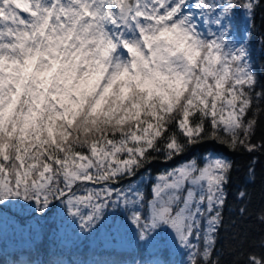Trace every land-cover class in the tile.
Instances as JSON below:
<instances>
[{
	"label": "snow or ice",
	"instance_id": "snow-or-ice-1",
	"mask_svg": "<svg viewBox=\"0 0 264 264\" xmlns=\"http://www.w3.org/2000/svg\"><path fill=\"white\" fill-rule=\"evenodd\" d=\"M261 7L0 0V228L53 214L77 237L131 248L138 258L126 264H264V203L250 209L246 185L236 212L261 226L260 250L236 230L221 242L235 224L224 217L235 162L211 152L178 160L208 141L264 153V137L254 141L264 82L250 52Z\"/></svg>",
	"mask_w": 264,
	"mask_h": 264
},
{
	"label": "trees",
	"instance_id": "trees-1",
	"mask_svg": "<svg viewBox=\"0 0 264 264\" xmlns=\"http://www.w3.org/2000/svg\"><path fill=\"white\" fill-rule=\"evenodd\" d=\"M238 26L243 29L245 21L239 18ZM264 33V7L257 8L255 13V27L252 29L250 52L254 69L264 82V48L260 45L259 37ZM264 137V128L258 129L254 141ZM206 152L214 154H222L235 162V167L231 174V180L227 186L228 197L227 205L224 209L225 224L228 225L230 220H234L232 225L225 232L221 229V242L226 236L231 237L234 230L241 234L247 233L249 244L259 251V239L261 235V226L249 217L247 220H242L237 212L236 207L239 201L236 199V191L242 186H247L251 197V208L259 207L264 203V153L256 152L253 154L230 152L226 147L215 141H208L198 144L183 157L178 160L189 158H199ZM252 156L257 157L256 163V178L252 182L246 175V169ZM177 163L173 160L167 164L156 161L150 167L153 173L162 169L169 168ZM20 227L26 226V234L23 236L20 232L15 235L8 231H0V264H11L13 260H28L39 261L41 264H57V262H68V264H105V262H117V264H126L127 261L138 258L136 252L131 248L123 246L116 248L108 244L102 239V235H96L85 239L77 237L71 229L65 231L58 227V220L53 214H50L46 219H36L26 221L23 225L16 221ZM31 225V228L28 227ZM35 225V226H34ZM34 226V227H33ZM24 253V257L21 254ZM230 260L231 257H225Z\"/></svg>",
	"mask_w": 264,
	"mask_h": 264
},
{
	"label": "rangeland",
	"instance_id": "rangeland-1",
	"mask_svg": "<svg viewBox=\"0 0 264 264\" xmlns=\"http://www.w3.org/2000/svg\"><path fill=\"white\" fill-rule=\"evenodd\" d=\"M35 226V225H34ZM33 226V227H34ZM31 228V225L28 227V229H30ZM20 229L22 230L21 231V234L24 236L25 234H26V232L28 231H26V229H27V227L24 225V226H18L17 225V223H15V224H13V223H11V222H9L8 224H6V225H3V227L2 228H0V231H3V232H5V231H8L10 234H12V235H15L16 233H18V232H20ZM102 237V239L105 241V242H107L108 244H110V245H112L113 247H116V248H123V246H125V247H127L126 245H123V244H114V243H112L109 239H106L105 237H103V236H101Z\"/></svg>",
	"mask_w": 264,
	"mask_h": 264
}]
</instances>
